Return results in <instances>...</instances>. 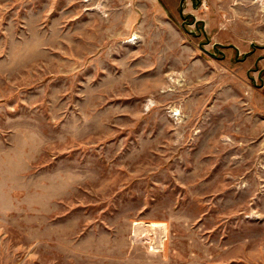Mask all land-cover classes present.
<instances>
[{"label":"rangeland","instance_id":"rangeland-1","mask_svg":"<svg viewBox=\"0 0 264 264\" xmlns=\"http://www.w3.org/2000/svg\"><path fill=\"white\" fill-rule=\"evenodd\" d=\"M0 264H264V0H0Z\"/></svg>","mask_w":264,"mask_h":264},{"label":"built area","instance_id":"built-area-1","mask_svg":"<svg viewBox=\"0 0 264 264\" xmlns=\"http://www.w3.org/2000/svg\"><path fill=\"white\" fill-rule=\"evenodd\" d=\"M144 226H146V227H148L147 225H144ZM158 229V228H157ZM146 230V229H145ZM146 235H148L149 237V239L151 238V244L153 245V246H161L162 244H163V238H164V236H162V232L160 231V233L158 232H156L155 230H153L152 229V231H150V233H149V231L148 232H146V234H143L142 236H146ZM134 236H135V232H134ZM141 236V237H142ZM157 236V237H156ZM162 236V237H161ZM138 237V236H137ZM136 237V238H137Z\"/></svg>","mask_w":264,"mask_h":264},{"label":"bare ground","instance_id":"bare-ground-1","mask_svg":"<svg viewBox=\"0 0 264 264\" xmlns=\"http://www.w3.org/2000/svg\"><path fill=\"white\" fill-rule=\"evenodd\" d=\"M150 224H152V225H156V226H159L160 224H158V223H155V222H152V223H150ZM162 230V229H161ZM163 231H164V234H166V229L163 227Z\"/></svg>","mask_w":264,"mask_h":264}]
</instances>
